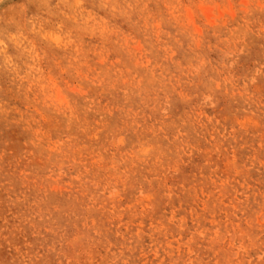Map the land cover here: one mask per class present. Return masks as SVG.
Here are the masks:
<instances>
[{
	"label": "rangeland",
	"instance_id": "374dc122",
	"mask_svg": "<svg viewBox=\"0 0 264 264\" xmlns=\"http://www.w3.org/2000/svg\"><path fill=\"white\" fill-rule=\"evenodd\" d=\"M0 264H264V0H0Z\"/></svg>",
	"mask_w": 264,
	"mask_h": 264
},
{
	"label": "bare ground",
	"instance_id": "6f19581e",
	"mask_svg": "<svg viewBox=\"0 0 264 264\" xmlns=\"http://www.w3.org/2000/svg\"><path fill=\"white\" fill-rule=\"evenodd\" d=\"M34 2V1H33ZM230 4V3H229ZM86 10V9H85ZM70 18V17H69ZM91 18V17H90ZM212 20V19H211ZM56 21V20H55ZM115 22V21H114ZM44 26V25H43ZM237 28V27H236ZM97 29V28H96ZM67 32V31H66ZM213 33V32H212ZM231 33V32H230ZM147 43V42H146ZM198 44V43H197ZM19 46V45H18ZM218 47V46H217ZM70 51V50H69ZM231 55V54H230ZM14 56V55H13ZM63 57V56H62ZM19 58V57H18ZM30 76V75H29ZM25 82V81H24ZM86 89V88H85ZM52 90V89H51ZM71 90V89H70ZM24 110V109H23ZM39 115V114H38ZM256 125V124H255ZM51 130V129H50ZM81 140V139H80ZM16 148V147H15ZM25 150V149H23ZM3 151V150H2ZM37 157V156H36ZM124 158V157H123ZM13 192V191H12ZM147 212V211H146ZM47 222V221H46ZM100 236V235H99ZM37 263V262H36Z\"/></svg>",
	"mask_w": 264,
	"mask_h": 264
}]
</instances>
